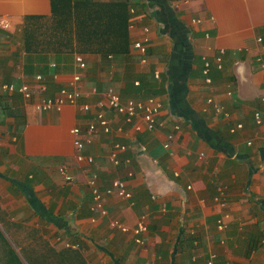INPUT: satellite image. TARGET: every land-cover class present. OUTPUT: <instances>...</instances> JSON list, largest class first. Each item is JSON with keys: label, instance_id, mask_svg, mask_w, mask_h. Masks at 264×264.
<instances>
[{"label": "crops", "instance_id": "crops-1", "mask_svg": "<svg viewBox=\"0 0 264 264\" xmlns=\"http://www.w3.org/2000/svg\"><path fill=\"white\" fill-rule=\"evenodd\" d=\"M88 1L0 0V264H206L210 256L214 264H264V70L257 62L264 54L256 41L264 39V0H170L178 30L152 16L156 5L134 7L127 19L128 55L112 59L91 51L97 50L89 45L94 40L79 39L77 27L83 23L81 30L89 32L104 13L95 4L120 0ZM144 27L149 41L141 56L133 44ZM182 27L194 57L185 80ZM77 55L86 63L82 71ZM169 63L176 72L157 96V128L134 132L108 111L110 131L99 127L82 151L93 163H78L71 130L87 135L99 97L112 89L122 101L137 100L123 92L126 85L151 70L159 79ZM76 73L83 93L77 104L36 111L42 98L71 90ZM22 84L35 92L29 101L17 91ZM2 85L14 90L2 91ZM172 94L184 96L183 116L176 112L179 103L170 105ZM208 99L229 118L216 115ZM82 104L92 113L84 114ZM116 143L126 148L117 154L118 166L109 160ZM61 166L72 183L58 173ZM93 174L101 190L118 179L132 197L107 196V215L92 212L87 181ZM220 192L224 205L215 201ZM141 217L147 232L137 246L131 229ZM114 220L128 231L112 227Z\"/></svg>", "mask_w": 264, "mask_h": 264}, {"label": "built area", "instance_id": "built-area-1", "mask_svg": "<svg viewBox=\"0 0 264 264\" xmlns=\"http://www.w3.org/2000/svg\"><path fill=\"white\" fill-rule=\"evenodd\" d=\"M134 9L129 10V12L132 14ZM198 22V21H193ZM149 41V29L147 27L142 28V36L140 39L134 42L133 49L141 56H144L147 49V43ZM259 47H260V54H264V39L259 37L256 39ZM222 56L223 52H219L217 57L215 58V62L217 64V68L222 67ZM75 63L80 71L84 70L86 68V63L84 59L77 55L75 56ZM145 58L142 59L141 63H145ZM257 62L259 63V66L261 69L264 70V58L259 56L257 58ZM209 62H206L205 69L203 73L205 75L209 74ZM158 75L156 74V78ZM37 81L42 80V76H36ZM82 75L81 73H76L73 76V79L70 83L71 90L67 87H62L59 89L56 96L52 98H42L37 104H36V111L43 112V111H49V110H57L60 111L61 108L66 104L75 105L77 104V101L83 97V93L80 90L79 84L81 83ZM208 81V80H207ZM14 88L12 85H2V91H13ZM30 86L27 84H22L20 87H18V92L22 95V97L29 101L32 99L33 94L35 93L32 91ZM93 93H95V90H92ZM207 104L212 106L213 111L216 115L228 119V114L224 111L223 107L219 105L218 103L214 102L212 99L207 100ZM80 110L84 114H90L92 113V106L88 104H82L79 106ZM96 111H94V117L96 123H90L87 126V135L82 137V132L80 128H74L71 130V134L74 136L73 140V146L75 148V159L78 163H86L91 164L93 163V159L91 157H85L83 155L82 151L84 150L85 146L87 144H90L92 141V136L97 132L98 128L104 129V131L109 132L110 126L109 122L106 120L105 114L108 111H113L114 113L122 116L125 119V122L130 126V128L134 132H142L143 130L147 131H153L157 128L158 122L157 117L160 114V111L162 109V103L157 97H148L145 100H134V99H128L126 101H122L117 93L114 92L112 89H107L102 96L99 97L96 104ZM255 118L257 121H259L258 114L255 115ZM161 125V124H159ZM237 128H240L241 125L236 126ZM173 139V135L169 134L167 136V141L163 144L164 149H169L171 145V141ZM125 146L121 144H114L110 154H109V160L112 162L114 166H118L120 164V161L117 158V154L120 151H123ZM140 150L144 151L145 148L140 147ZM58 173L61 175L65 183H72L74 181L73 176L68 174L65 167L61 166L58 168ZM87 184L91 191L92 196V203H91V211L98 214L101 217H105L107 215V209L104 205V198L107 196H116L123 199H130L132 197L131 193L127 191L126 184L123 181H120L118 179L113 180V183L110 187H107L104 190H101L98 185V178L95 174L91 175L87 181ZM215 201L218 204L224 205V194L223 192H220L219 196L215 198ZM111 226L114 228H118L123 232L128 231V229L120 224L118 221L114 220L111 223ZM219 230H223L225 228V224L220 221L218 224ZM147 232V222L144 217H141L136 225L131 229L133 242L137 246H141L144 244L143 236ZM206 264H214V256H210V258L206 261Z\"/></svg>", "mask_w": 264, "mask_h": 264}, {"label": "trees", "instance_id": "trees-1", "mask_svg": "<svg viewBox=\"0 0 264 264\" xmlns=\"http://www.w3.org/2000/svg\"><path fill=\"white\" fill-rule=\"evenodd\" d=\"M70 5V0H65ZM134 2L136 4H134ZM144 2V0H120V1H110V2H97L95 6H98L101 11H104L103 14L96 15L97 19H93L91 22V25L94 28H91L89 32H83L81 30V27L83 23L80 25V27H77V35L78 38L81 39H92L94 40L93 43H90L89 45H95L97 50L91 49V51H97L101 52L106 55L108 58L110 56V59L112 57H124L128 55V45L129 41L127 38V19L131 15L129 10L134 9L135 11L137 6L140 9H145L148 7V5H156L157 10L152 12V16L158 21L164 24H166V29L170 26H175L176 30H178L177 26L180 24L179 21L176 20V17L172 11V8L170 7L171 3L170 0H150L148 4ZM90 2L88 0H77L76 6H82V5H88ZM135 7V8H134ZM130 13V14H129ZM183 27L180 31V42L178 39L176 40L177 43L179 42L180 45H184L185 47V53H184V59L181 62L182 67L184 68V73L182 75L183 80H185L186 73L189 69H191L193 63H194V57L192 58V50L191 47L187 44H185V40H187V36L185 35V32H183ZM177 57V56H176ZM178 58V57H177ZM175 57H173L174 61ZM177 61H179L177 59ZM174 63V62H172ZM170 65L169 63V72L161 74L159 79H155L154 72L151 70L149 74L139 75L133 78L132 82L130 84H127L125 87V94L131 95V98H136L137 100H143L148 97H157L161 96L166 93V83L169 79V73L176 72L175 66ZM176 65V64H175ZM205 69V67H203ZM211 69V66L209 68V71ZM179 75V73L177 74ZM204 75V74H203ZM205 78H207L208 75H204ZM137 81L138 85H134V82ZM179 93L184 95L187 91V86L182 83L181 86H178ZM183 98L179 97V94H172L170 95V105L175 107V103H179V109H176L177 114L181 113L182 109V102ZM185 102V101H184ZM183 102V103H184ZM186 107V105H185ZM187 108V107H186ZM186 109L182 110L184 113ZM182 114V113H181ZM183 116V114H182ZM184 116H187V119H189L188 114H184ZM196 125V124H195ZM200 135H203V133H200ZM206 140H209L208 138Z\"/></svg>", "mask_w": 264, "mask_h": 264}, {"label": "rangeland", "instance_id": "rangeland-1", "mask_svg": "<svg viewBox=\"0 0 264 264\" xmlns=\"http://www.w3.org/2000/svg\"><path fill=\"white\" fill-rule=\"evenodd\" d=\"M18 199V198H17ZM17 199H16V202L14 203V205H16L18 202H17ZM15 201V200H14ZM0 230H1V228H0Z\"/></svg>", "mask_w": 264, "mask_h": 264}]
</instances>
